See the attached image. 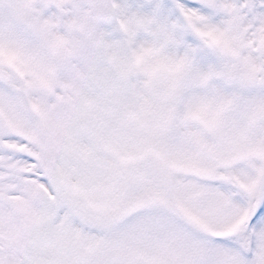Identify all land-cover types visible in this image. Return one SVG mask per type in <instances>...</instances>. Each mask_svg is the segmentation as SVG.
<instances>
[{
  "label": "snow or ice",
  "instance_id": "6c2138e0",
  "mask_svg": "<svg viewBox=\"0 0 264 264\" xmlns=\"http://www.w3.org/2000/svg\"><path fill=\"white\" fill-rule=\"evenodd\" d=\"M0 264H264V0H0Z\"/></svg>",
  "mask_w": 264,
  "mask_h": 264
}]
</instances>
